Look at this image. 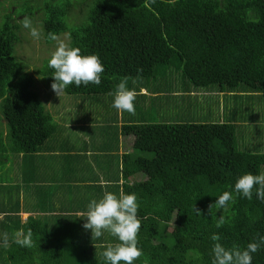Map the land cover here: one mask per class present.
Instances as JSON below:
<instances>
[{
  "label": "trees",
  "instance_id": "obj_1",
  "mask_svg": "<svg viewBox=\"0 0 264 264\" xmlns=\"http://www.w3.org/2000/svg\"><path fill=\"white\" fill-rule=\"evenodd\" d=\"M10 1L16 6L15 14L39 20L40 36L46 44L53 42L49 33L68 34L69 45L79 48L82 55L100 57L105 69L100 85L73 84L66 89L67 95L76 96L75 103L88 100L111 110L112 94L123 78H127L128 88L137 92L136 97L154 100L148 115L136 116L137 121L122 128L104 118L99 122L101 128L110 127L108 136L116 147L121 138L132 137V156L124 155L121 163L118 154L107 153L103 146L94 150L103 158L107 154V161L117 168V195L122 190L137 197L141 221L138 247L143 256L134 264H144L145 258L148 264H211L213 233L221 236L220 243L226 248L238 245L241 249L254 237L264 236V202L257 199L255 189L251 200L234 192L242 175L264 172V152L247 146L243 133L249 132L248 126L164 122L155 106L168 94L149 91L147 97L143 88L134 87L136 80L177 67L189 86L214 87L211 92H219L224 102V94L264 97V0H156L150 7L144 6L145 0ZM82 4L85 11L77 13ZM14 22L11 14L0 21V154L16 157L10 165H2L4 174L46 149L59 128V118L81 124L89 122L84 115H90L89 107L75 103L70 110H63V115L47 110L36 91L35 76L25 71V61L31 60L20 54L23 27ZM48 60L38 66L36 74L52 91L54 70L48 67ZM225 191L233 192L234 202L226 211L214 209L210 216L209 205ZM220 215L227 222L217 228ZM56 218L68 223L78 219L75 215ZM85 219L84 215L72 233L65 225L43 233L30 229L31 248L9 238L8 258L13 264H50L53 260L64 264L68 258L81 261L85 249L87 261L80 264H108L102 253L118 241L107 232L93 240L91 231L83 227ZM28 228L24 227L25 233ZM82 228L86 235L83 246L77 236L71 241ZM56 240L70 242L54 245ZM76 246L80 248L77 253L66 254ZM252 264H264V247L252 254Z\"/></svg>",
  "mask_w": 264,
  "mask_h": 264
},
{
  "label": "crops",
  "instance_id": "obj_2",
  "mask_svg": "<svg viewBox=\"0 0 264 264\" xmlns=\"http://www.w3.org/2000/svg\"><path fill=\"white\" fill-rule=\"evenodd\" d=\"M142 94L150 96L149 91L145 89H142ZM150 100L146 99L149 105L143 107V110L136 105L135 115L121 118L112 114L114 123L112 125L122 128L125 124L134 123L138 119L136 116H144L139 111L149 113L150 105L154 103V100ZM77 103L86 106L81 100ZM60 112L62 115L65 113L63 110ZM64 119L57 120L59 128L48 141L46 149L40 151L38 157L30 155L25 158L15 167V171L6 174L2 172V165H10L16 157L7 155L8 153L0 154V237L4 232L9 234V238L19 230L26 232L24 227L27 225L29 230H40L42 231H39L40 233L53 231L54 227L60 228L61 225H65L66 231L72 233V228H76L77 222L84 218L82 214L87 212V206L92 200L99 201L105 191L117 194L120 180L117 177V168L107 161V154L103 158L96 155L94 150L98 146H103L107 148V153L118 154L122 163L124 155L133 154L132 137L127 138L126 141L121 138L120 146L116 147L115 140L111 143L112 138L108 136L112 131L110 127L105 126V129L98 126L93 129L89 125L90 122L74 125L70 121L65 122ZM9 211H14L16 214L10 215ZM70 215H75L78 219L73 218L71 223H68L66 219L56 218ZM83 231L82 228L79 229V234L74 233L72 239L70 238L71 241L77 236L83 246L86 238ZM69 242L70 240L61 242L56 240L54 245H67ZM9 245L8 248H4L0 239V264H13L8 258V251L12 245L10 240ZM78 250H80L79 246L71 247L66 254L77 253ZM50 264H60V262L55 263L53 260ZM64 264H80V260L68 258Z\"/></svg>",
  "mask_w": 264,
  "mask_h": 264
},
{
  "label": "clouds",
  "instance_id": "obj_3",
  "mask_svg": "<svg viewBox=\"0 0 264 264\" xmlns=\"http://www.w3.org/2000/svg\"><path fill=\"white\" fill-rule=\"evenodd\" d=\"M156 0H145V7L155 4ZM24 29H28L34 40L40 39L39 30L33 26L31 18L24 17L20 21ZM48 39L55 42V50L48 60V67L53 69L52 91L61 97L65 94L70 85L80 87L89 84L100 85L101 75L105 69L99 56L95 54L82 55L79 48L71 47L55 33H49ZM114 95V107L117 112H127L135 115V99L137 92L130 90L127 86V78L121 79L116 85ZM257 199L264 202V172L254 175L244 174L235 183L234 192L251 200L253 191ZM234 202L233 192L225 191L220 195L214 204L209 205V215H213V210L217 212L226 211L229 203ZM138 202L136 195L125 194L122 190L119 194L105 191L102 198L92 200L87 206L86 223L83 225L85 230H90L92 239L101 238L105 232L114 237L118 242L113 246L109 245L102 255L108 264H134V261L143 256L142 250L138 247V233L141 228V221L138 218ZM197 214L201 211L195 207ZM223 215L217 219L216 227L220 228L226 223ZM2 246L8 248L9 234H2ZM14 242L21 247L31 248L33 246L32 232L25 233L19 230L14 233ZM210 239L214 242L212 248L211 264H252V254L256 253L261 247H264V236L258 235L253 241L247 244L245 249L238 245L226 248L220 243L221 236L213 233ZM144 264H148L145 258Z\"/></svg>",
  "mask_w": 264,
  "mask_h": 264
},
{
  "label": "rangeland",
  "instance_id": "obj_4",
  "mask_svg": "<svg viewBox=\"0 0 264 264\" xmlns=\"http://www.w3.org/2000/svg\"><path fill=\"white\" fill-rule=\"evenodd\" d=\"M91 1L92 0H90L89 3H91ZM84 5L85 4H82V8L78 9L77 13L85 11ZM15 7L16 6H14L10 0H0V21L3 20V16L11 14V19L15 21L14 23L21 24L20 21H22L26 15L15 14V11L17 10ZM38 21L39 20L37 18L32 20L33 26L41 33V26ZM22 35L24 45H22L20 54H26L31 60L25 61L27 64V69L25 68V71H29L28 73L35 76L38 88L36 91L40 95L41 101L45 103L47 110L52 112L70 110L73 105L79 104L75 103L76 96L72 97L65 93L61 97H58L53 91L47 90V86L42 83L45 82L44 78L36 74L38 66H40V64L43 65L44 62L51 57V54L56 47L55 42L53 41L46 44L43 35L40 36L38 41L34 40L31 37L29 30L24 28H22ZM60 37L65 39L66 43L69 44L70 39L68 34H63ZM184 83L187 85H184ZM134 87L143 88L151 92H165L168 94V97L162 99H165V102L160 100L155 106V110H157L159 114H162V120L164 122H232L237 124L239 127L248 126L247 128L249 132L243 133L245 135L248 148L253 150L255 147H258L257 150L259 149L260 152H264V97H244V95L233 97L228 94H224V96H227L226 101L224 102V97L219 92H211L216 89L214 87L197 89L194 86H189L186 80L182 77L181 71H177V67H169L163 71L159 70L155 73L154 77L136 80L134 81ZM143 93H146V91H143ZM185 94H187V97H180ZM228 99H230L229 102H227ZM82 102L89 107L90 115H84L88 117L84 120L89 121L92 124L91 127L100 126L101 124L99 122L102 118L107 121L106 123L114 124L112 114L119 115L121 118H126L129 115L127 112L119 113L115 108H111V110H109L107 107H103V104L92 103L88 100H83ZM134 103L135 107L136 105L140 106L142 107V110L143 107L149 105V102L146 101V99L138 97H136ZM139 112L146 115L149 114L144 111ZM136 113L137 111L135 114ZM67 115L70 114L67 113ZM0 116H2L1 108ZM96 118L99 119L94 120ZM55 119L57 120L56 117ZM64 120L66 122L69 119H66L65 117ZM72 123L74 125L78 124L76 121ZM91 127H89V129ZM260 129H262L263 132L260 131ZM260 134L262 135L258 137ZM85 252V249H83L81 253V261L83 263L84 261H87L84 259Z\"/></svg>",
  "mask_w": 264,
  "mask_h": 264
}]
</instances>
